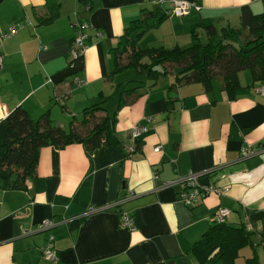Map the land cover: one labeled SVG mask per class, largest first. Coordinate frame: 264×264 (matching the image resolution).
<instances>
[{"label": "crops", "instance_id": "obj_1", "mask_svg": "<svg viewBox=\"0 0 264 264\" xmlns=\"http://www.w3.org/2000/svg\"><path fill=\"white\" fill-rule=\"evenodd\" d=\"M57 1L60 16L41 24L36 13L47 15L46 0H0V122L22 106L34 119L49 110L65 128L104 98L120 144L96 156L80 143L44 146L25 190L0 188V264H47L43 250L51 241L61 264H198L190 249L221 207L231 210L229 224L253 231L264 264V93L257 91L264 80L241 70L233 99L218 79L211 90L201 83L169 90L175 67L150 86L133 68L114 72L113 51L131 21L148 19L159 9L167 17L144 34L142 47L188 46L195 26L201 40L217 42L222 28H241L244 6L261 13L264 0H189L194 5L180 17L168 14L172 4L166 0ZM83 21L90 25L89 47L78 65L71 50L76 23ZM12 26L17 32L4 37ZM208 26L217 31L211 37ZM138 79L141 83L134 82ZM134 84L139 90L118 108L122 88ZM136 126L151 129L131 151ZM192 173L200 184L224 192L186 205L180 182ZM131 192L132 198L112 205ZM92 206L103 210L88 213ZM120 210L132 215L134 229L120 227ZM256 214L262 216L253 218ZM46 219L59 223L40 229ZM243 250L248 251L240 257L253 255V248Z\"/></svg>", "mask_w": 264, "mask_h": 264}, {"label": "trees", "instance_id": "obj_2", "mask_svg": "<svg viewBox=\"0 0 264 264\" xmlns=\"http://www.w3.org/2000/svg\"><path fill=\"white\" fill-rule=\"evenodd\" d=\"M45 6L47 15L36 13L41 24L51 23L60 16V3L57 0H46ZM166 17V12L159 9L152 17L135 19L124 28L118 44L113 48L114 72L133 68L139 78L153 86L175 67V82L169 90L178 84L189 83H201L206 90H211L213 80L218 79L223 91L232 99L241 88L238 77L241 70L249 69L254 80H264V11L254 13L244 6L241 28H222L217 42L212 38L203 42L195 26L191 33L192 43L188 46L142 47L140 39L147 31L159 26ZM207 30L210 37L217 32L214 26H208ZM83 58L84 55H81L73 59L72 63L80 65ZM134 82L141 83V80ZM139 88L135 84L130 89L122 88L118 108L124 106ZM105 102L102 98L86 107L80 117L73 116L65 128L55 123L49 110L34 119L25 108L16 107L0 122V188L25 190L29 180L35 177L40 151L44 146L64 148L72 143H80L96 156L103 154L110 146L120 144L114 134L115 115L109 114ZM85 126L90 127L87 133L82 132ZM139 142L136 140L135 150ZM260 216L256 214L253 218ZM84 218L75 221L74 226ZM253 235L246 225L234 226L228 222L215 221L190 251L198 264L215 260L222 264H238L241 251L251 247L253 255L245 258V264H263L255 248Z\"/></svg>", "mask_w": 264, "mask_h": 264}, {"label": "built area", "instance_id": "obj_3", "mask_svg": "<svg viewBox=\"0 0 264 264\" xmlns=\"http://www.w3.org/2000/svg\"><path fill=\"white\" fill-rule=\"evenodd\" d=\"M155 1V0H153ZM158 2H164L165 0H157ZM169 3L172 4V8L170 11H168L169 15L174 16H184L187 13L190 12L191 7L194 5L193 2L189 0H166ZM78 26V32L75 35L72 43V58L77 59L79 56L84 55L87 51L89 45H88V38L89 34L86 32V29L90 26L87 21H83L81 23H76ZM18 30V27L12 26L10 27L9 31L5 34H3L4 37H10L14 35ZM3 64V56L0 52V70L2 68ZM257 91H260L264 93V87L258 88ZM149 121H152V119H148ZM151 127L146 126H136L133 129L132 132V138L137 139L141 137L143 134L149 132ZM131 151L135 150V146H132ZM160 147L156 148V151H159ZM249 155V152L247 150L243 151V156L246 157ZM155 177H157V174H155ZM181 192H180V198L186 205H191L194 202L198 200V197L200 196H206L211 193H217L221 194L224 192L223 188L220 186H217L215 184H200L199 182V175L192 173L188 175L185 179H183L181 182ZM135 195V193H130L124 198L119 199L118 201L114 202V206L120 205L122 202L126 201L129 198H132ZM111 205V206H112ZM108 208V207H106ZM100 210H103V208H97V207H90L88 213L98 212ZM231 210L227 207H221L219 208L217 214H216V221L219 223L227 222L228 218L230 217ZM59 222H56L52 219H46L43 221V223L40 225V229H48L50 227H53L54 225H57ZM119 224L121 228L124 229H134L135 228V221L132 215H130L128 212L123 211L119 214ZM43 256L47 261V264H61L60 258L58 256L57 250L55 248V245L53 242H49L48 245L43 250Z\"/></svg>", "mask_w": 264, "mask_h": 264}, {"label": "rangeland", "instance_id": "obj_4", "mask_svg": "<svg viewBox=\"0 0 264 264\" xmlns=\"http://www.w3.org/2000/svg\"><path fill=\"white\" fill-rule=\"evenodd\" d=\"M203 42H205L204 41V39L202 40ZM80 117V116H79ZM89 128V127H88ZM87 128V129H88ZM243 251H244V254H246L247 253V251L248 250H242V255H243ZM247 256V255H246ZM261 256H262V259L261 260H263L262 262H264V253H263V251H262V253H261ZM243 260H245V257H240V259H239V262L241 263V264H243Z\"/></svg>", "mask_w": 264, "mask_h": 264}]
</instances>
